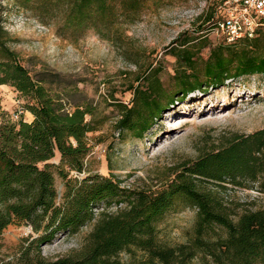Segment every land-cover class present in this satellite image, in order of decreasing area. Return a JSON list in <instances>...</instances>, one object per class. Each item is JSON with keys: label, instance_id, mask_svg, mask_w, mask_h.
Instances as JSON below:
<instances>
[{"label": "trees", "instance_id": "trees-1", "mask_svg": "<svg viewBox=\"0 0 264 264\" xmlns=\"http://www.w3.org/2000/svg\"><path fill=\"white\" fill-rule=\"evenodd\" d=\"M224 1L214 16L203 17L198 35L180 32L167 46L165 53L174 57L167 82L161 79L160 60L137 73L129 85V103L116 101L119 135L141 138L171 106L195 91L264 75V27L233 42L207 37L206 30L222 17ZM142 4L42 0L37 16L58 18L59 29L94 28L105 36L116 33L121 15L137 12ZM5 35L0 26V85L14 86L29 99L26 109L32 119L0 122V234L13 222H25L39 235L16 259L0 264H264V207H243L224 196L225 183L264 194V128L202 135L194 143L195 158L170 169L158 183L121 184L113 174L89 175L74 184L68 180L58 201L48 160L58 153L71 169L82 170L90 149L87 133L97 128L94 107L82 103L66 109L19 62ZM62 174L66 178L67 172ZM178 202L195 210L193 232L186 242L164 245L156 225ZM88 226L77 250L54 259L40 254V244L56 233L76 235Z\"/></svg>", "mask_w": 264, "mask_h": 264}, {"label": "rangeland", "instance_id": "rangeland-1", "mask_svg": "<svg viewBox=\"0 0 264 264\" xmlns=\"http://www.w3.org/2000/svg\"><path fill=\"white\" fill-rule=\"evenodd\" d=\"M221 3L143 0L137 12L119 17L116 33L110 31L103 36L94 28L59 29L58 18L39 19L42 0H0L5 43L19 62L33 77L42 79L66 109L82 103L94 107L97 128L87 133L90 149L82 170L71 169L58 153L48 160L58 201L64 197L68 180L74 184L89 175L113 174L123 181L121 184L158 183L170 169L195 158L194 143L202 135L212 138L223 131L251 133L264 128V75L254 74L230 79L217 89L195 91L177 101L141 138L128 134L122 137L116 129L117 102L129 103V85L137 73L160 60L164 67L161 79L167 82L174 63V57L165 53L167 46L180 32L190 30L198 35L196 29L203 17L210 13L214 16ZM207 37L216 42L221 36L209 33ZM207 51L203 49L204 56ZM28 101L14 86L1 84L0 122L20 118L30 121ZM20 107L25 110L15 119L14 112ZM65 172L66 178L62 174ZM225 185L224 196L229 200L243 203V207H264V194L255 188ZM112 209L114 203L109 207ZM94 211L97 214L99 207ZM195 217L192 207L178 202L157 223L158 239L164 245L186 242ZM90 227L76 235L56 233L52 240L40 244V254L54 259L77 250ZM38 235L25 222L6 226L0 234V261L16 259L22 247ZM122 257L127 259V255Z\"/></svg>", "mask_w": 264, "mask_h": 264}, {"label": "built area", "instance_id": "built-area-1", "mask_svg": "<svg viewBox=\"0 0 264 264\" xmlns=\"http://www.w3.org/2000/svg\"><path fill=\"white\" fill-rule=\"evenodd\" d=\"M222 17L212 23L206 32L223 37L227 42L252 37L264 26V0H225ZM23 113L20 107L14 112L15 119Z\"/></svg>", "mask_w": 264, "mask_h": 264}]
</instances>
